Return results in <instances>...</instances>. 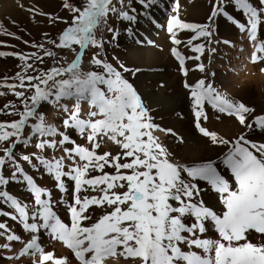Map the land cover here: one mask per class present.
Here are the masks:
<instances>
[{
    "label": "snow or ice",
    "instance_id": "1",
    "mask_svg": "<svg viewBox=\"0 0 264 264\" xmlns=\"http://www.w3.org/2000/svg\"><path fill=\"white\" fill-rule=\"evenodd\" d=\"M135 2L141 6L139 10L128 0V10H120L117 18L139 23L159 0ZM119 3L123 6L124 0ZM228 6L239 10L246 21L234 20ZM62 7L71 13L70 21L40 14L48 15L53 24H66L58 38L48 39L47 44L73 52L71 62L56 66L59 61L54 60L46 70L39 67L46 57L57 55L44 44L32 43L36 51L30 53L0 51V57L15 56L21 62L20 71L5 78L13 82L0 83V88H7L22 107L8 112L18 115L17 120L0 122V144H6L0 147V217L7 218L0 221V240L6 241L0 242V248L10 250L13 242L21 240L7 220L30 235L18 256L8 259L30 256L31 264H68L67 258L45 251L40 238L47 233L71 250L79 264H105L107 258L117 255L132 258L136 264H264V141L253 139L264 137V114L257 115L243 102L229 99L205 79L194 85L185 83L195 129L222 152L215 159L176 160L154 135L156 131L175 133L154 122L150 108L126 78L129 69L123 63L117 61L114 66L95 52L90 59L92 70H82L89 47L104 49L105 42L96 38L95 30L101 22L107 26L110 13H117L113 0H81L80 6L63 0ZM177 11L172 8L174 14L166 25L174 45L181 43L176 34L184 30L194 33L189 45L202 37L210 42L212 23L223 16L254 43L251 62H264V41L257 42L258 30L264 25V0H215L205 24L183 22ZM107 31L116 41L118 31L110 26ZM0 34L14 36L3 28ZM192 51L202 53L203 45H194ZM171 53L187 75L185 57L175 47ZM198 68L204 71L203 64ZM43 105L66 114L59 127L47 123L39 111ZM83 105H87L86 118ZM4 108L16 105L9 103ZM207 108L233 118L242 131L233 138L210 131L203 126L208 120ZM28 128L31 134L25 136ZM73 132L86 146L76 143ZM105 141L120 151L98 154ZM30 143L38 152L18 156L16 149ZM48 149H59L63 155L50 159L45 155ZM25 162L31 170L49 176L54 190L62 195L56 198L48 188L39 186L22 167ZM6 165L12 169L9 176L4 174ZM109 168L114 171L109 173ZM10 183L21 184L31 202L10 194ZM205 188L218 197L219 209L205 204ZM94 208L103 214L88 223ZM60 211H66L70 222L62 219ZM210 231L214 238L208 237Z\"/></svg>",
    "mask_w": 264,
    "mask_h": 264
},
{
    "label": "rangeland",
    "instance_id": "2",
    "mask_svg": "<svg viewBox=\"0 0 264 264\" xmlns=\"http://www.w3.org/2000/svg\"><path fill=\"white\" fill-rule=\"evenodd\" d=\"M10 1L13 9L17 12V16L19 15V19H15L14 17L13 19L12 17H9L10 15H8L7 17L10 19L9 20L7 17L2 18L0 14V28L14 34V36L0 34V51L30 53L32 51H36V49L31 47L32 43L44 44L46 48L55 51L57 55L55 58L46 57L44 63L39 65V67L46 70L47 68L53 66L54 60L59 61L56 66L65 65L67 62H71L74 58L73 52L70 50H57L53 45L47 44L48 39L58 38V35L66 27V24L60 21L53 24L50 22L48 15L40 14H51L52 17H60L63 20L70 21L71 13L62 7L63 0ZM214 2L215 0H159L158 5L149 10L147 18H140L139 23H129L127 21H121L117 18L120 10H128V0H124L123 6H121L119 0H113V5L118 10L117 13H110L107 26L101 22L95 30L96 38L105 42L104 49L100 50L89 47L82 60V70H92L90 65L91 56L95 52H100L101 59L106 58L114 66L117 65V61H119L129 69V72L125 73V76L131 83L134 84L139 94L142 96L145 104L150 108L154 122L159 125L160 128L171 129L172 132L175 133V135H172L163 131H156L154 132V135L159 137L160 141L167 146L169 151L178 161L198 160L204 158L210 154L207 151V148H212L214 150L217 149L218 151H216L219 154L222 152L221 148L211 145L207 138L200 136L195 129L194 118L191 112L190 101L188 99L189 90L184 87L185 83L194 85L198 80L205 79L206 82L212 83L216 89L222 92L229 99L243 102L246 106L253 108L255 110V114L257 115L264 114V83L260 86V99H257V96L251 97L247 92H230V89L224 87L217 80L221 75H226V69H224L225 66L223 64L224 58L216 62V59L220 58V52L226 51L228 53V57L226 59L228 63H236L233 55H230L228 51V47H231V50L232 47H234L232 41L225 39L217 33L219 22H223L224 24L230 23L233 26H236L232 21L223 16L216 18L214 23H212L214 31L210 42L207 38L202 37L199 40H194L192 45H189L188 40L194 35V33L187 30L177 32L176 38L181 41L179 45H174L171 42V35L167 32L166 25L167 18L174 14L172 12L173 7H177L178 11L175 14H178L179 18L183 22L205 24L209 22L208 17L212 11V5ZM255 2L256 0H253V3ZM69 3L80 6L81 0H69ZM198 4L204 5L203 11L194 13V15L192 12L190 14V11L195 10ZM132 7L139 10L141 6L137 4L135 0H132ZM191 7H193L192 10H189ZM29 9H33V11L30 12ZM227 11L234 20L241 23L246 21V18L242 15V13L239 10L234 9L233 6H228ZM149 20L151 22H149ZM13 21H15V24L12 23ZM109 26L118 31V38L114 42L112 41V33L107 31V27ZM45 33L47 36L44 35ZM17 37H19V39ZM163 40L165 41V44L168 45V48L162 46L161 42ZM24 41H28L29 43L25 44ZM246 41L250 44L252 43L248 38ZM260 41H264V25H262L258 30L257 42ZM197 44L203 45L202 53L192 51V47ZM250 44L247 43L245 48H249ZM136 47L140 49L148 48L157 52L161 56L160 61L165 63L160 64L143 58L133 60L132 49ZM174 47L183 57H185L184 68L187 75L179 69V62L171 53V49ZM253 51L254 48L250 51V57ZM195 56H199L200 59H188V57ZM113 57L116 59H113ZM249 62L247 65H242V68H245L243 69L245 76L248 77L246 70L248 66H250L257 67L258 69L256 70L255 75H259L264 78V73L261 72V69L264 68V62H258L255 64H253L251 60H249ZM20 64L21 62L15 56L0 57V83H12L13 81L11 79H7L6 81L5 78H11L18 71H20ZM200 64H203L204 66L203 72H201L198 68V65ZM166 72L168 75L165 77L153 76L164 74ZM133 73H135V75H133ZM238 77L239 76H236L234 79H239L241 82L245 81L244 76L242 78ZM237 80L234 81L237 83L236 85H242V83ZM177 84L178 86L176 87ZM0 92L5 93V95L0 96V122H11L17 120L19 118L18 115H9L8 112L10 110L13 112L22 110L20 101H18L7 88H0ZM180 92L181 96H178ZM9 103L15 104L16 108H4V105ZM69 107H71V102H69ZM82 108V115L86 118L87 105H83ZM39 111L45 114L47 123L56 124L58 127L60 126L62 118L66 115L57 114L56 110L50 105L41 106ZM206 111L208 120L203 122V126L210 131L216 132L225 138H233L242 131L241 126L233 118L216 113L211 108H207ZM235 126L238 127L239 131L238 129L235 130ZM24 134L25 136L30 135L31 129H26ZM181 137L183 138V141H181ZM72 138L75 139L76 143L86 146V141L80 138L78 134L73 132ZM261 138L263 140H261ZM253 139L257 141H264V137L261 136H255ZM5 146L6 144H0V147ZM97 151L98 154L110 151L113 155H115L120 151V149L111 142L105 141ZM16 152L19 156L20 154L38 152V150H36L32 146V143H30L26 148L24 146H19L16 149ZM0 155H2V153H0ZM45 155L51 159L52 157L59 158L63 155V153L59 149H48ZM195 155H197L198 158H196ZM216 157L217 156L212 159H215ZM65 162L70 163L67 160ZM22 167L29 171V174L34 176L36 183L39 186L46 187L52 191L54 197L59 198L62 195L58 191L54 190L53 181L49 176L41 175L40 173L31 170L30 166L26 162L22 163ZM11 171L12 169L6 165L4 174L9 176ZM106 171L111 173L114 170L109 168L106 169ZM97 174L98 173H92V175ZM7 190L10 194L21 198L24 202H31L32 198L21 184L10 183ZM204 192L205 204L212 207L214 210L219 209L221 205L218 202V197L207 188L204 189ZM87 194L94 195L96 193L89 192ZM65 207V205H61V208ZM59 214L65 222H70L66 211H60ZM90 214L92 215V220L88 221V223L93 222L103 213L102 210L94 208ZM6 219L7 218L5 217H0V221ZM7 222L9 226L21 236V240L13 242V246L10 250L0 248V264H31L30 260L32 259L29 258V256L20 258L19 260L8 259V257L13 256L17 250L24 246V244L30 239V235L23 232L22 227L16 225L15 222L11 220H7ZM208 237L214 238V234L210 231L208 233ZM0 242L6 241L0 240ZM40 242L45 251L52 252L55 257L67 258L68 264H73V262L77 264L67 251V248L64 247L62 243L51 240L47 233H43L41 235ZM117 251L119 252L121 249H118ZM105 264H136V261L132 258L125 259L124 257L117 255L116 257L107 258Z\"/></svg>",
    "mask_w": 264,
    "mask_h": 264
},
{
    "label": "bare ground",
    "instance_id": "3",
    "mask_svg": "<svg viewBox=\"0 0 264 264\" xmlns=\"http://www.w3.org/2000/svg\"><path fill=\"white\" fill-rule=\"evenodd\" d=\"M10 2H11L10 0H0L1 17L5 18L8 15H10L9 17H12V18L14 17L16 19L19 17V15L17 16V12H16V10L13 9V6ZM192 8L193 7H191L189 10H192ZM203 9H204V5L198 4L196 6L195 10L190 11V14L192 12L194 15V13H198L199 11H203ZM188 14H189V12H188ZM192 16H190V17H192ZM217 33L220 36H223L225 39L232 41L234 47H232V50L230 49L231 47H228V51H229L230 55H233V58L236 61V63H234V64L228 63L226 61V59L228 57V53L226 51L220 52V58L216 59V62L221 60L222 58H224L223 64L225 66L224 69H226V75H221L217 79L218 82L221 83L224 87L230 89V92H232V91H234L235 93L247 92L251 97L257 96L256 98L260 99L259 98L260 97V86H261V84L263 85V83H264L263 79L264 78L260 77L259 75H255V72L258 69L257 67L248 66V68L246 70L248 77L245 76V73H243V71H244L243 69H245V68L244 67L242 68V65H247V63L250 60V53H251L250 51L253 50V48H254L253 42L251 44L249 42H247L246 41V39L248 38L247 34L240 32L239 28L237 26H233L230 23L224 24L223 22H219ZM246 42L248 44H250L249 45L250 50L248 47H247V49L245 48V45L247 44ZM161 43H162V46L168 48V45L165 44L164 40ZM160 57H161L160 54H158L157 52L152 51L151 49H148V48L140 49V48L136 47V48L132 49L133 60H139V59L143 58V59L151 60V61H154V62L160 63V64L165 63L163 61H160ZM166 75H168L167 72L164 74L153 75V76L165 77ZM236 76H239L238 78H240V77L242 78L244 76L245 81L241 82L239 79L238 80L236 79L237 81H240L242 83V85L241 84L239 86L236 85L237 83L234 82V81H236L234 79V77H236ZM171 81H172V79H171ZM177 86H178V84L176 85V87ZM238 87H240V88H238ZM178 96H181V92ZM237 129H238V127L235 126V130H237ZM238 131H239V129H238ZM261 140H263V139L261 138ZM216 150H214L212 148H207V151L210 154L205 156L204 158H213V157L217 156L219 153L217 152L218 150L217 151ZM195 157L198 158L197 155H195ZM3 264H5V263H3ZM73 264H76V263L73 262Z\"/></svg>",
    "mask_w": 264,
    "mask_h": 264
}]
</instances>
